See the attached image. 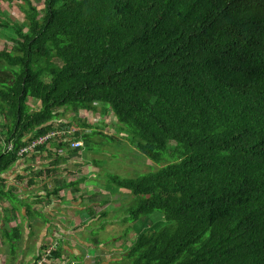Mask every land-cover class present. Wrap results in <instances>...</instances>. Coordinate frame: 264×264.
I'll return each instance as SVG.
<instances>
[{"label":"trees","instance_id":"1","mask_svg":"<svg viewBox=\"0 0 264 264\" xmlns=\"http://www.w3.org/2000/svg\"><path fill=\"white\" fill-rule=\"evenodd\" d=\"M41 4L20 0L24 22H0V38L13 44L0 49V181L27 156L49 151L53 167L43 172L54 176L55 166L65 161L56 154L59 148L79 152L87 144L103 148V142L119 141L96 125L82 136L76 131L65 140L60 133L31 148L33 139L64 129L55 110L88 113L101 104L116 119L119 134L162 165L131 178L105 168L107 179L97 181L96 171L104 167L91 162L88 176L105 187L104 194L129 192L122 218L132 227L120 236L124 259L264 264V0ZM29 99L40 108L32 109ZM94 135L104 138L98 143L90 140ZM74 141L83 146L72 147ZM23 147L30 149L18 155ZM10 198L18 201L10 204L14 215L19 200L0 187V203ZM155 211L160 219L153 229L135 232L127 245L133 226ZM106 215L107 210L100 214ZM12 230L11 240L19 242L20 229ZM0 233L10 236L7 228ZM57 249L56 244L52 255Z\"/></svg>","mask_w":264,"mask_h":264},{"label":"crops","instance_id":"2","mask_svg":"<svg viewBox=\"0 0 264 264\" xmlns=\"http://www.w3.org/2000/svg\"><path fill=\"white\" fill-rule=\"evenodd\" d=\"M77 153L76 151L68 152V150L57 151L56 154L65 161L60 160V165L55 166L54 176H50L52 173L45 175L43 172L45 169L49 167L52 169L53 167H48L53 160L50 158L53 154H50L49 151H44L40 156H27L25 159H20L1 175L3 182H0L3 184L0 187L12 190V193L19 200L20 207L18 213L13 215L8 213L11 208L9 202L0 203V215L4 216V211H7L8 217L11 216V221L6 222L4 220L0 230L17 227L21 230V240L9 243L10 236L0 233V241L4 246L9 247L8 253L0 258V264H6L15 259L17 264H35L45 249L53 242L58 245V249L51 256L48 264H70V262L78 264H130L129 260L123 257L126 252L122 251L120 245H115L117 241L114 239L112 247L102 245L105 251L91 252V249L88 250L85 247L90 242L87 236L91 235L93 231H98L99 238L103 239L102 233L106 232V227L110 223L103 226L102 222L98 224L93 222L98 217L102 218L100 214L105 210H107V219L109 210L113 207L109 199L115 198L122 204L123 192L117 191L111 195L104 194L103 192H106L105 187L101 186L102 184L99 182H92L88 176L89 171L87 174H83L80 179L85 175L84 182L92 184V188L86 191L79 186L76 190L74 177L78 170L74 164L78 159ZM68 164L70 167L67 166ZM37 175L41 176L36 179L35 185L28 186L27 180ZM57 180L59 181L57 186L60 188L57 193H54ZM61 191L62 196L59 195ZM77 191L79 193H76ZM99 194H102L103 198L94 200V197ZM103 200L108 201L103 204ZM125 202L126 199L122 207H124ZM100 206L102 208L97 210ZM77 210L81 211L80 214H77ZM82 212L87 214L88 224H81L78 221ZM116 223L117 232L120 236L125 228L130 227L121 216ZM121 223L124 225L121 226ZM133 233L134 230L129 232L128 238L130 239L128 241L132 240L131 235Z\"/></svg>","mask_w":264,"mask_h":264},{"label":"rangeland","instance_id":"3","mask_svg":"<svg viewBox=\"0 0 264 264\" xmlns=\"http://www.w3.org/2000/svg\"><path fill=\"white\" fill-rule=\"evenodd\" d=\"M17 2H20V0H0V22H4L5 20H7L6 18H8L11 22H16V23L24 22L25 20L24 15L20 12ZM36 2L38 3L39 7H42L41 0H36ZM4 30L6 35L8 36L12 35L11 31H8L6 29ZM27 32L28 31L26 29L23 31V33H27ZM8 47L9 48L13 47L11 40L6 39L5 37L0 38V49L8 48ZM28 104L32 107V109L37 110L40 108L39 101H34L32 99H29ZM96 107L97 110L95 112H88V113H73L70 111V109L67 108H60L54 111V114L56 116L55 121H59L61 123L66 121V119L69 120V123L67 125H69L70 128L75 129L78 133L81 134V136L83 135L82 134L83 132L88 133L91 131V129H93L97 125V127H100L98 128V132L100 133L104 132L109 135H114L113 137L115 138H119V141L111 145L110 143L103 142V148L94 147L90 144H87L86 146L87 149L82 150L83 148H85L84 146L81 149V151L77 153L78 159L77 162L74 164V167L78 170L77 175L74 177L76 181L79 180L83 174H87L88 171L90 172V170L92 169L91 162L93 161V159L99 160L98 166L104 167L96 171L97 181L102 180L103 177L104 179H107L108 174H103V170L105 168H109L113 170L111 172H113L115 175H118L121 178H131V177H137L147 172H152L157 168H159L160 166H162V165H157L149 161L147 158L143 157L142 155H140L139 152L134 148V146L131 145L130 142L126 138H124L121 134H119V132L117 131L116 128L117 121L114 118L113 114L110 111H108V113L102 112L103 110L101 104H96ZM84 123L85 125H89V126L91 125V127L89 128L88 126H84L83 125ZM103 138H104L103 136L101 138L100 135H96V136L94 135L93 137H91L90 140H93L95 142L98 141L99 143L100 141L103 140ZM82 140L84 142V139ZM50 149L52 152L55 151V147H51ZM87 150L90 152H88ZM54 157H55L54 155H51L50 158L53 159ZM80 185L83 188V190L86 191H89V189L92 188V184L87 182L81 183ZM121 192H124L122 193V199H123L122 201L124 203L125 199H127L129 196V192L125 190H122ZM59 195L60 196L63 195L62 191L59 193ZM74 196L77 195L74 194ZM101 198H103V195L99 194L98 196L94 197V200H100ZM8 202L10 204L13 202L14 204H16L18 201L12 199L11 201ZM109 202L112 204L113 207L109 210V215L107 216V219L106 216L102 217L101 219L100 217H98L93 222L95 224H98L104 221L105 222L104 226L110 223V225L106 227V232L102 233L103 239L99 238L98 231H93L91 235L87 236L90 239V242L88 243V245H85V247L88 250L91 249V252H96L98 250L105 251L102 248V245L112 247L114 245L113 239L114 241L115 240L117 241L115 244L116 246L117 245L121 246L124 243L122 238L117 239L120 237V235L117 232L118 227L116 221L119 220L120 216L122 217L128 214L125 213L122 215L121 209H123L122 207L123 203L121 204L115 198L109 199ZM101 208L102 206L98 207L97 210H100ZM76 212L77 214H80L81 211L77 210ZM7 217H8L7 211H4V216L0 215V226L3 225L4 220H6ZM123 219L126 220L128 226H131L130 221H127L126 217ZM159 219L160 216L158 211L153 212L149 216L142 217V222L144 221L145 225L141 222L138 224V226L137 225L133 226L135 229L134 233L137 231L144 232L153 229L152 226H155L156 225L155 221H158ZM78 221L81 224H88L89 219H87V214L85 212H82V214L78 217ZM120 225L123 226L124 223H121ZM13 231L14 230H12V228H8V232L10 234V240L8 241L9 243L13 242L11 240L14 237ZM134 233L131 235L132 238L135 237ZM128 239H126L125 241L127 245L131 243V241H128ZM53 244L56 243L53 242ZM15 246L17 247V245ZM8 251H9V247L7 245L4 246L0 241V258L5 256L8 253ZM6 264H17V261L15 259L14 261L7 262Z\"/></svg>","mask_w":264,"mask_h":264},{"label":"built area","instance_id":"4","mask_svg":"<svg viewBox=\"0 0 264 264\" xmlns=\"http://www.w3.org/2000/svg\"><path fill=\"white\" fill-rule=\"evenodd\" d=\"M74 132H75V129H72L70 127H65L63 130H60V131H49L47 134H45L43 136H40L36 140L32 141L31 148H33L36 145H40V144L46 143L50 138L55 137L57 134L61 133L62 135H64V138H65L66 135L70 136ZM71 145H72V147H78V146H81L82 143L80 141H74V142L71 143ZM29 149H30L29 147H23L22 149H20L18 155H23ZM55 246H56V244H52L51 246L46 248L44 253L40 257V259L35 264H46V263H48L50 258H51V256H52V251H53ZM70 264H78V263L70 262Z\"/></svg>","mask_w":264,"mask_h":264},{"label":"clouds","instance_id":"5","mask_svg":"<svg viewBox=\"0 0 264 264\" xmlns=\"http://www.w3.org/2000/svg\"><path fill=\"white\" fill-rule=\"evenodd\" d=\"M68 122H69V120L66 119V121H65V125H64V128H65V127H69V125H67ZM81 129H82V128H81ZM75 132H76V130H75ZM64 139L67 140L66 137H65ZM34 140H36V139H33V141H34ZM69 140H70V137H69ZM80 142L82 143L81 146H83V142H82V141H80ZM71 146H72V145H71ZM59 149H60V150H66V149H64V148H59ZM123 193H124V192H123ZM125 252H126V251H125ZM126 255H127V252H126Z\"/></svg>","mask_w":264,"mask_h":264},{"label":"bare ground","instance_id":"6","mask_svg":"<svg viewBox=\"0 0 264 264\" xmlns=\"http://www.w3.org/2000/svg\"><path fill=\"white\" fill-rule=\"evenodd\" d=\"M6 192V191H5Z\"/></svg>","mask_w":264,"mask_h":264}]
</instances>
